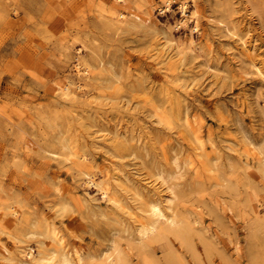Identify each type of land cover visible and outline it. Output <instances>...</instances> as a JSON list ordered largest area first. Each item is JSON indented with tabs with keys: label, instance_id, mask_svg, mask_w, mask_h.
Masks as SVG:
<instances>
[{
	"label": "rangeland",
	"instance_id": "obj_1",
	"mask_svg": "<svg viewBox=\"0 0 264 264\" xmlns=\"http://www.w3.org/2000/svg\"><path fill=\"white\" fill-rule=\"evenodd\" d=\"M249 55L264 73V0H0V264L32 263L24 253L51 247L53 229L82 264L119 252L121 264H264V80ZM56 83L75 95L59 97ZM156 202L189 222L185 239L140 243Z\"/></svg>",
	"mask_w": 264,
	"mask_h": 264
},
{
	"label": "bare ground",
	"instance_id": "obj_2",
	"mask_svg": "<svg viewBox=\"0 0 264 264\" xmlns=\"http://www.w3.org/2000/svg\"><path fill=\"white\" fill-rule=\"evenodd\" d=\"M169 2L170 1L164 3V5H165L164 9H166L165 12L169 11L170 8H171V3H169ZM185 4H186V2H185ZM185 4H183L182 7H181L182 8V13L184 15H186V6H187V5L185 6ZM160 10L163 11V8L160 9ZM195 11L196 12L193 14L194 15L193 21L195 23L193 32L196 31L197 33H199L202 30V24L200 22L199 10L195 9ZM129 14H130L129 16H132L131 19H133L134 27L135 26H137V27L140 26L141 27L143 24L144 25H148V24H145V23H147L149 19L145 18L143 14L137 13V12H130ZM120 17L122 18V22H126L127 21L126 20V17H127L126 14H121ZM219 19H221V18H219ZM224 21H222V19H221V21L218 22V26L221 27L228 34V36L236 38V39H238L239 42H241V46L243 48L244 55H248V54H245V53H249V52L253 51V50H251L252 48H249V44L252 43L251 47H254V45H255L254 44V38H253V40L250 39L251 41H248L246 38L250 34H247L246 38H240L239 34L237 32H235L236 30L233 27H231V23L232 22L230 23V21H227V22H224ZM170 28H171V31H173L172 27H170ZM170 28H169V30H170ZM150 29H151V27H150ZM152 31L154 32V30H152ZM155 33L157 34V32H155ZM170 35H172V33ZM173 36L174 35H172L170 37H173ZM167 37H169V35ZM164 38H166V37H164ZM169 39H172V38H169ZM169 39H168V41H169ZM168 41L166 42L167 45L169 43ZM167 45L164 44V42H158V44H157L156 52L158 53V58L160 60L166 61V59L168 58V54H167V51H166L167 50ZM183 46L185 47L184 49H187V50L190 49L192 52H195V54H196L197 48H196V45H195V40L193 38H190V40H188V42H186L185 45H183ZM195 54H193L191 57H194ZM177 57H179V56H177ZM248 58H250V66L252 67V69L255 70L257 72V74L264 80V73L256 65L255 60L253 58V55H249ZM182 59L183 58L181 56L180 58H177L174 61V62L177 63L178 68L181 66ZM172 62L173 61H167L166 62L167 63V67L166 68L170 67L172 65ZM86 66H88V65H86ZM91 77L89 76V70L86 69L85 70V78L90 79ZM53 90H54V92L56 94L59 95V97H63V98H69V97L75 95V90H73V88L71 87V85L69 83H65V84L56 83L53 86ZM190 118L191 117L186 113L185 116H184V119L186 120L187 127L189 128L191 134L193 136H195L196 139L202 141V139L204 138V134H203V130H202L203 129V125H202L203 123L202 122L200 123V121H198V120H194L193 122H191ZM241 157H244L246 159V164H248V165L250 164V159H249L250 155H249V153L242 154ZM85 160H86V158H83V161H85ZM79 172H80V175L83 176L85 178V180H87L86 182L88 184L95 185L97 187V189L99 191H101V194L104 197L105 196L109 197L110 189L105 187V184H97L95 182V180H94V177H92L90 173H88V172H86L84 170H79ZM163 179L165 180L166 183H168L167 181L169 179L166 180L165 177ZM172 193H174V192H172ZM110 201H113L114 203H117V205H118V203H120V201L118 199L114 198V197H110ZM149 210H150V214H151L150 216L152 218L149 219L148 221H142L136 228V231L138 233L137 236H138V239H139L140 243H142L146 238H149V237H151V236H153L155 234L162 235L161 237L163 238V236L167 232H172V230L173 231L175 230L174 234L177 235L178 237H180L181 239H185L187 234H189V232L191 230V225L189 224V222L187 223L186 226H184V227L181 226V224L178 222V220H176V218H174V217L173 218H169L163 212V210H162V208H161V206H160V204L158 202H156L154 204H151ZM11 214L14 215V216H17L18 212L17 211H13ZM164 218H166V221H163L162 223H159ZM58 230L53 229V231H52L51 240H52V242L54 244L51 245V247H47L44 241L38 242L40 244V248H39L38 252L36 250H30L29 252L24 253V257H27L28 259H30V261L32 263H27V261L23 262V263H25V264H49V263L54 262V260L56 259L59 262V264H82L83 256H82V253H81V249L76 247V246L73 247V248L69 247L68 246V242H67V240L65 238V234H62V232H60ZM159 235H157V236H159ZM140 246H142V245H140ZM113 248H114L115 252L118 254L120 249L118 248L117 243H116V245L115 244L113 245ZM111 257H112V255H107L105 257V261H107V262L111 261L110 264H121L122 263V257H120V252H119L118 258H116L115 260H110ZM55 264H57V263L55 262Z\"/></svg>",
	"mask_w": 264,
	"mask_h": 264
}]
</instances>
